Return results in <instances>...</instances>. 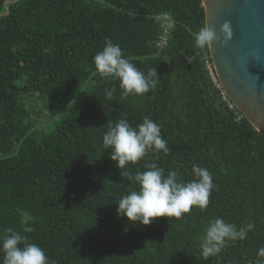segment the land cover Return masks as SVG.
I'll use <instances>...</instances> for the list:
<instances>
[{"label": "trees", "instance_id": "trees-1", "mask_svg": "<svg viewBox=\"0 0 264 264\" xmlns=\"http://www.w3.org/2000/svg\"><path fill=\"white\" fill-rule=\"evenodd\" d=\"M201 2L0 0V233L24 234L27 220L34 230L25 235L49 264H264V129L221 97L208 44L194 39L206 28ZM164 13L173 26L158 49ZM106 38L145 74L156 69L154 89L125 97L118 80L98 73L93 57ZM35 95L66 103L54 124L47 118L50 129L31 119L43 113L29 110ZM145 116L160 125L169 152L117 169L103 134L120 118L136 127ZM151 163L183 181L193 178V164L207 168L208 207L148 226L118 217L116 203L138 188L120 173ZM218 217L254 227L205 259L200 242Z\"/></svg>", "mask_w": 264, "mask_h": 264}, {"label": "clouds", "instance_id": "clouds-1", "mask_svg": "<svg viewBox=\"0 0 264 264\" xmlns=\"http://www.w3.org/2000/svg\"><path fill=\"white\" fill-rule=\"evenodd\" d=\"M214 36L213 31L202 28L194 34L195 43L202 47L214 39ZM93 63L102 77L119 81V88L125 97L148 93L160 79L155 68L150 69L147 74L138 69L124 56L119 44L108 38L105 39L102 50L94 55ZM212 76L216 80L213 73ZM115 91V88L107 90V97L111 99ZM102 143L105 150L111 149L110 159L115 162L117 169L136 164L150 151L162 150L164 154L169 152L167 141L161 136L160 125L147 116L136 127L126 118L110 123L103 134ZM120 174L138 185L137 189L131 190L116 203L117 216L125 217L133 225L148 226L159 217L181 218L194 206L203 211L208 207L214 188L212 174L198 164L192 165L193 178L189 181L179 179L174 170L165 176L164 169L156 163L148 164L145 171H137L134 175L127 171ZM253 227L252 222L238 227L222 217L210 220L200 242L201 255L205 259L218 255L228 242L245 239ZM33 230L25 220L24 234L12 228L0 233V252L3 253L0 264H49L45 250L25 235ZM258 256L264 257V248L259 249Z\"/></svg>", "mask_w": 264, "mask_h": 264}, {"label": "water", "instance_id": "water-1", "mask_svg": "<svg viewBox=\"0 0 264 264\" xmlns=\"http://www.w3.org/2000/svg\"><path fill=\"white\" fill-rule=\"evenodd\" d=\"M217 80L259 132L264 129V0H202ZM225 25L227 27L225 28Z\"/></svg>", "mask_w": 264, "mask_h": 264}, {"label": "rangeland", "instance_id": "rangeland-1", "mask_svg": "<svg viewBox=\"0 0 264 264\" xmlns=\"http://www.w3.org/2000/svg\"><path fill=\"white\" fill-rule=\"evenodd\" d=\"M38 95H35L30 98L28 102V107L29 110L35 108L36 110H39V112L43 111L41 115L31 117V119H33L34 121L35 127L37 129H40L47 123V118H49L50 122H53L54 124L59 119L62 111L65 109L66 103L63 101L62 98L59 97H55L52 100H48L45 96H40V98L38 97ZM233 109H236L238 115L241 114V112L236 108L235 105L233 106ZM50 122H48V125L45 126L48 127V129L52 127V124Z\"/></svg>", "mask_w": 264, "mask_h": 264}, {"label": "built area", "instance_id": "built-area-1", "mask_svg": "<svg viewBox=\"0 0 264 264\" xmlns=\"http://www.w3.org/2000/svg\"><path fill=\"white\" fill-rule=\"evenodd\" d=\"M159 20H160V25H161L160 26L161 27V33L159 34L157 40H155V44H156V47L158 49H161L167 43L169 31L173 26V20L171 19V17L167 13L161 14L159 16ZM207 67L209 69L210 75L212 76L211 66L209 65V63L207 64ZM212 79L216 83V80L213 78V76H212ZM217 86H219V85H217ZM220 94H221L222 99L227 104L228 108L233 109L234 105L232 104V102L229 100V98L227 97V95L225 94V92L222 89L220 91ZM237 117L240 118V115H237Z\"/></svg>", "mask_w": 264, "mask_h": 264}]
</instances>
